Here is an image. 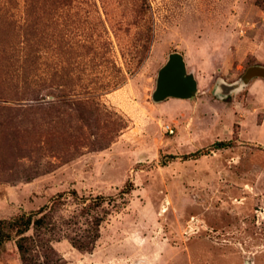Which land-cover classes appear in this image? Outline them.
I'll return each mask as SVG.
<instances>
[{"label":"rangeland","instance_id":"obj_1","mask_svg":"<svg viewBox=\"0 0 264 264\" xmlns=\"http://www.w3.org/2000/svg\"><path fill=\"white\" fill-rule=\"evenodd\" d=\"M149 1L154 40L141 63H127L110 29L109 62L84 67L80 50L74 58L83 83L111 78L113 62L123 69L121 87L96 92L102 105L89 122L80 119L89 116L83 106L59 119L15 95L12 61L0 58V219L62 196L34 264H264V78L228 92L249 67L264 66V0ZM17 2L20 20L24 0ZM36 50L46 94L44 80L64 57L52 42ZM175 51L198 91L155 101L158 71ZM220 80L223 98L215 94ZM218 141L231 145L212 148ZM97 196L103 205H94ZM105 211L94 248H75L70 237L89 235ZM0 264H23L14 240L0 249Z\"/></svg>","mask_w":264,"mask_h":264},{"label":"trees","instance_id":"obj_2","mask_svg":"<svg viewBox=\"0 0 264 264\" xmlns=\"http://www.w3.org/2000/svg\"><path fill=\"white\" fill-rule=\"evenodd\" d=\"M16 1L0 0V38L4 40L0 58L3 60L7 55L12 61L10 75L15 74L14 79L17 80L13 84L17 85L15 95L21 99L36 100L38 105L49 108L59 119L66 107L73 106L74 110L80 111L83 106L89 116L80 114V119L89 122L102 105L96 100V92H100L99 95L108 93L125 83L123 69L115 62L111 78L81 82L84 77L74 72L78 68V62L74 59L78 50L79 56L84 58V67L92 66L95 58H100L101 63L106 64L112 43L110 29L118 40L121 55L124 58L128 56L127 63L133 60L141 63L154 40V18L149 0H24L20 20L15 18L13 11L18 7ZM118 31H123L125 36L120 37ZM40 42L55 43L58 56L64 57V62H56L50 76L44 80L48 89L46 94L40 93L42 88L37 86L34 68L38 58L36 46ZM77 88L87 90L84 92L86 95L72 99L71 92ZM47 96L52 99L48 100ZM34 106L31 104L28 108L33 110ZM230 145L231 141H218L212 148ZM199 154L201 151H196L183 158L197 157ZM174 157L171 155V158ZM130 189L127 186L122 192L129 193ZM61 197L58 195L51 205H45L37 212L0 219V249L6 242L14 240L23 264H34L32 253L41 242L44 230L51 228L52 211L61 202ZM105 201L104 196H97L94 205L101 206ZM109 213L105 211V215L93 219L89 235L70 237L73 246L82 252H90L100 236L99 228L105 219L103 216Z\"/></svg>","mask_w":264,"mask_h":264},{"label":"water","instance_id":"obj_3","mask_svg":"<svg viewBox=\"0 0 264 264\" xmlns=\"http://www.w3.org/2000/svg\"><path fill=\"white\" fill-rule=\"evenodd\" d=\"M255 77L264 78V66L249 67L238 82L229 85L228 92L241 88ZM197 91L198 82L194 74L187 71L184 55L178 51L170 53L158 71L153 99L155 101H164L167 98L190 99Z\"/></svg>","mask_w":264,"mask_h":264},{"label":"clouds","instance_id":"obj_4","mask_svg":"<svg viewBox=\"0 0 264 264\" xmlns=\"http://www.w3.org/2000/svg\"><path fill=\"white\" fill-rule=\"evenodd\" d=\"M222 86H225V82L223 80L218 81L215 86V94L221 98H223V87Z\"/></svg>","mask_w":264,"mask_h":264},{"label":"built area","instance_id":"obj_5","mask_svg":"<svg viewBox=\"0 0 264 264\" xmlns=\"http://www.w3.org/2000/svg\"><path fill=\"white\" fill-rule=\"evenodd\" d=\"M165 128H166V129H170V130H171L170 126H166Z\"/></svg>","mask_w":264,"mask_h":264}]
</instances>
